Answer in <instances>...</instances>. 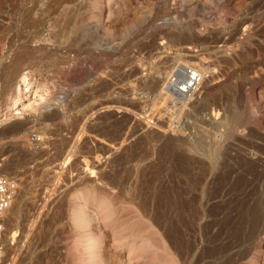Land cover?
Returning a JSON list of instances; mask_svg holds the SVG:
<instances>
[{
	"label": "rangeland",
	"instance_id": "rangeland-1",
	"mask_svg": "<svg viewBox=\"0 0 264 264\" xmlns=\"http://www.w3.org/2000/svg\"><path fill=\"white\" fill-rule=\"evenodd\" d=\"M1 175L0 264H264V0H0Z\"/></svg>",
	"mask_w": 264,
	"mask_h": 264
},
{
	"label": "built area",
	"instance_id": "built-area-1",
	"mask_svg": "<svg viewBox=\"0 0 264 264\" xmlns=\"http://www.w3.org/2000/svg\"><path fill=\"white\" fill-rule=\"evenodd\" d=\"M204 80V76L194 64L179 63L172 72L165 77L164 88L171 96L180 100L192 98L195 91ZM186 96V97H184ZM17 181L9 176H0V237L4 230V214L11 206L16 194Z\"/></svg>",
	"mask_w": 264,
	"mask_h": 264
},
{
	"label": "bare ground",
	"instance_id": "bare-ground-1",
	"mask_svg": "<svg viewBox=\"0 0 264 264\" xmlns=\"http://www.w3.org/2000/svg\"><path fill=\"white\" fill-rule=\"evenodd\" d=\"M195 66H196V65H195ZM196 67H197V66H196ZM197 70L200 71V72L202 73L203 76H204V74L207 73V72H208V73H211L210 71H208V69L206 70L205 68H202V67H201V68H200V67H197ZM213 71H214V70H213ZM209 75H210V74H209ZM207 76H208V75H207ZM208 77H209V76H208ZM20 79L24 82L25 79H26V76H25V75H22ZM27 81H28V80H27ZM25 82H26V81H25ZM202 82H203V81H202ZM202 82L200 83V86H203ZM27 83H28V82H27ZM201 84H202V85H201ZM200 86H199L198 89L195 91V93H198V91H201V90H199V89H200ZM201 88H202V87H201ZM14 89H15V88H14ZM161 90H162V88H161ZM14 91H15V90H14ZM161 92H162V91H161ZM18 93H20V92H19L18 89H17V94L15 93L14 95H16V96L18 97V95H19ZM163 93H164V92H163ZM159 94H160V92H159ZM163 95H164V94H163ZM14 97H15V96H14ZM184 97H186V96H184ZM29 104H30V103H29ZM30 105H31V104H30ZM30 105H29V106H30ZM231 113H232V111H231ZM229 114H230V113H229ZM227 116H228V115H227ZM230 116H231V115H230ZM233 116H234V115H233ZM231 117H232V116H231ZM227 119H228V117H227ZM231 119H232V118H231ZM233 119H234V117H233ZM227 121H228V120H227ZM229 121H230V120H229ZM228 125H229V124H228ZM249 132H250V130H249ZM248 134H249V133H248ZM255 134H256V133H255ZM254 136H255V135H254ZM254 136H253V137H254ZM257 137H258V136H256V138H257ZM203 142H204V141H202L201 139H198L196 142H194V143H195L194 145H195L197 148H199V149L201 150V149H203V148L205 147V144H204ZM245 144H247V142H246ZM251 146H252V145H251ZM253 146H254V145H253ZM249 148H250V147H249ZM246 149H247V148H246ZM256 149H257V147H256ZM160 150H161V149H160ZM162 150H163V149H162ZM203 150H204V149H203ZM241 150H242V149H241ZM205 151H206V149H205ZM249 151H250V150H249ZM161 152H162V151H161ZM245 152H246V150H245ZM158 153H159V152H158ZM158 153H157V154H158ZM253 153H254V152H253ZM163 154H164V153H163ZM182 154H183V153H182ZM160 155H161V154H160ZM247 155H248V154H247ZM250 155H251V154H250ZM166 156H168V155H166ZM166 156H165V157H166ZM170 156H171V155H170ZM239 156H240V155H239ZM117 157H118V156H117ZM160 157H161V156H160ZM248 157H249V156H248ZM112 158H113V157H112ZM119 158H120V156H119ZM239 158H240V157H239ZM239 158H238V159H239ZM245 158H246V157H245ZM122 159H123V158H122ZM122 159H121V160H122ZM160 159H161V158H160ZM170 159H171V158H170ZM177 159H178V158H177ZM187 159H188V158H187ZM238 159H237V160H238ZM258 159H259V158H258ZM258 159H257V160H258ZM119 160H120V159H119ZM117 161H118V160H117ZM186 161H187V160H186ZM242 161H244V160H242ZM251 161H252V160H251ZM111 162H112V161H111ZM152 162H153V161H152ZM184 162H185V161H184ZM190 162H191V161H190ZM192 162H193V161H192ZM256 162H257V161H256ZM149 163H150V161H149ZM155 163H156V160H155ZM159 163H160V162H159ZM174 163H175V162H174ZM156 164H157V163H156ZM156 164H154V165L156 166ZM162 164H163V163H162ZM168 164H169V163H168ZM179 164H180V163H179ZM187 164H188V163H187ZM251 164H252V163H251ZM256 164H257V163H256ZM114 165H115V164H114ZM120 165H121V164H120ZM147 165H148V164H147ZM147 165H144V164H143V166H144V169L142 168L143 173L145 172V166L147 167ZM163 165H164V164H163ZM163 165H162V166H163ZM171 165H173V164H171ZM175 165H176V164H175ZM185 165H186V164H185ZM189 165H190V164H189ZM236 165H237V164H236ZM254 165H255V164H254ZM118 166H119V165H118ZM143 166H141V167H143ZM151 166H153V164H152ZM162 166L160 165L161 168H162ZM169 166H170V165H169ZM176 166H177V165H176ZM178 166H179V165H178ZM183 166H184V165H183ZM245 166H246V164H245ZM247 166H248V165H247ZM247 166H246V167H247ZM255 166H256V165H255ZM139 167H140V166H139ZM139 167H138V168H139ZM171 167H173V166H171ZM153 168H154V167H153ZM166 168H167V167H166ZM174 168H175V167H174ZM180 168H181V167H180ZM187 168H188V167H187ZM242 168H243V167H242ZM249 168H250V167H249ZM158 169H159V168H158ZM164 169H165V168H164ZM177 169H178V168H177ZM181 169H183V167H182ZM84 170H85V169H84ZM139 170H140V169H139ZM139 170H138V171H139ZM147 170H148V169H147ZM170 170H171V168H170ZM184 170H185V169H184ZM246 170H247V169H246ZM256 170H257V169H256ZM116 171H118V170H116ZM138 171H137V172H138ZM160 171H161V170H160ZM164 171H165V170H164ZM172 171H173V170H172ZM241 171H242V170H241ZM244 171H245V170H244ZM93 172H94V171H93ZM101 172H102V171H101ZM137 172H136V174H137ZM140 172H142V171L140 170ZM151 172H152V170H151ZM153 172H154V171H153ZM177 172H178V171H177ZM103 173H105V172H103ZM146 173H148V172H146ZM159 173H160V172H159ZM237 173H238V172H237ZM240 173H241V172H240ZM93 174H94V173H93ZM113 174H114V173H113ZM116 174H117V173H116ZM116 174H114V175H116ZM118 174H119V173H118ZM138 174H139V172H138ZM148 174H149V173H148ZM151 174H152V173H151ZM153 174H154V173H153ZM153 174H152V175H153ZM162 174H163V173H162ZM165 174H166V173H165ZM185 174H186V173H185ZM185 174H184V175H185ZM97 175H98V174H97ZM107 175H108V174H107ZM139 175H140V174H139ZM144 175H145V174H144ZM156 175H157V174H156ZM171 175H172V174H171ZM177 175H178V174H177ZM239 175H242V174H239ZM104 176H106V175H104ZM104 176H103V178H101L102 176H99V177H100L101 179H103V181H104V180L106 179V177H104ZM109 176H110V175H109ZM140 176H141V175H140ZM142 176H143V175H142ZM147 176H148V175H146V178H147ZM154 176H155V175H154ZM180 176H181V175H180ZM97 177H98V176H97ZM113 177H114V176H113ZM116 177L118 178V176H115V179H116ZM138 177H139V176H137V178H138ZM159 177H160V176H159ZM169 177H170V175H169ZM183 177H184V176H183ZM104 178H105V179H104ZM125 178H126V177H125ZM143 178H145V177L143 176ZM149 178H150V180H151V179L154 178V177L151 178V176H150V177H148V179H146V181L149 180ZM156 178H157V177H156ZM161 178H162V177H161ZM172 178H173V177H172ZM175 178H176V177H175ZM188 178H189V177H188ZM107 179H108V178H107ZM107 179H106V180H107ZM111 179H112V177H111ZM111 179H110V180H111ZM118 179H119V178H118ZM162 179H163V178H162ZM164 179H165V178H164ZM242 179H243V178H242ZM110 180H109V181H110ZM113 180H114V179H112V181H113ZM123 180H125V179H123ZM143 180H144V179H143ZM153 180H155V179H153ZM153 180H152V181H153ZM166 180H168V178H167ZM166 180H165V181H166ZM175 180H176V179H175ZM184 180H185V178H184ZM193 180H194V179H193ZM109 181L107 180V183H108ZM112 181H110V182H112ZM115 181H116V180H115ZM117 181L119 182L120 179L117 180ZM146 181H143V183L146 182ZM152 181H150V182H151L150 185H152ZM159 181H160V179H159ZM181 181H182V180H181ZM187 181H188V180H187ZM187 181H186V182H187ZM239 181H240V180H239ZM96 182H97V181H96ZM105 182H106V181H105ZM105 182H104V183H105ZM121 182H122V180H121ZM121 182H119V183H120V185L118 184L119 186H121ZM123 182H124V181H123ZM123 182H122V183H123ZM139 182H142V181L140 180ZM148 182H149V181H148ZM150 182H149V183H150ZM168 182H169V180H168ZM186 182H185V183H186ZM189 182H190V181H189ZM189 182H188V183H189ZM194 182H195V181H194ZM237 182H238V181H237ZM101 183H102V182H101ZM104 183H103V184H104ZM163 183H165V182H163ZM181 183H182V182H181ZM234 183H235V182H234ZM138 184H139V183H138V181H137V185H138ZM171 184H172V183H171ZM104 185H105V184H104ZM106 185H107V184H106ZM113 185H114V184H113ZM135 185H136V184H135ZM150 185H149V186H150ZM158 185H160V184H158ZM179 185H180V183H179ZM179 185H174V186H175V187H177V186L179 187ZM182 185H183V184H182ZM185 185H187V184H185ZM93 186H94V185H93ZM115 186H116V184H115ZM115 186H114V187H115ZM132 186H133V185L131 184V186H129V188H131ZM140 186H141V187H140ZM140 186H138V187H140L141 190H142V188L144 189V187H143L144 184H143V186H142V184H141ZM147 186H148V183H147ZM147 186H146V187H147ZM149 186H148V187H149ZM152 186L155 187L156 185L153 184ZM152 186H151V187H152ZM165 186H166V185H165ZM167 186H168V185H167ZM174 186H172V187L174 188ZM190 186H191V185H190ZM91 187H92V186H91ZM117 187H118V186H117ZM135 187H136V189L138 190L137 186H135ZM135 187H134V188H135ZM146 187H145V188H146ZM148 187H147V189H148ZM151 187H150V188H151ZM161 187H162V185H161ZM170 187H171V186H170ZM172 187H171V188H172ZM181 187H182V186H181ZM187 187H188V185H187ZM89 188H90V187H89ZM94 188H96V187H94ZM104 188H105V187H104ZM108 188H109V187H108ZM140 188H139V189H140ZM150 188H149V190H150ZM156 188L159 189V187H157V186H156ZM156 188H155V189H156ZM102 189H103V188H102ZM123 189H124V188H123ZM136 189H135V190H136ZM147 189H146V190L144 189V190H145V195L148 196V194L146 193V192L148 191ZM158 189H157V190H158ZM161 189L163 190L164 187H162ZM165 189H167V188H165ZM179 189H180V188H179ZM179 189H177V190H179ZM181 189H182V188H181ZM90 190H91V189H90ZM127 190L129 191V189H127ZM144 190H143L142 195L144 194ZM153 190H154V188H153ZM153 190H152V191H153ZM172 190H173V189H172ZM172 190H171V192L173 193ZM174 190H176V189L174 188ZM101 191H102V190H101ZM133 191H134V190L131 191L132 194H133ZM152 191H150V193H151ZM154 191H155V190H154ZM154 191H153V192H154ZM164 191H165V190H164ZM168 191L170 192V190H168ZM168 191L166 190V192H168ZM180 191H181V190H180ZM182 191H183V190H182ZM184 191H185V190H184ZM99 192H100V191H99ZM137 192L139 193V190L136 191V193H137ZM148 192H149V191H148ZM161 192H162V191H161ZM178 192H179V191H177V193H178ZM129 193H130V192H129ZM136 193H134V195H135ZM138 193H137V194H138ZM154 193H155V192H154ZM156 193H157V192H156ZM156 193H155V194H156ZM172 193H171V194H172ZM99 194H100V193H99ZM107 194H108V193H107ZM130 194H131V193H130ZM130 194H129V195H130ZM132 194H131V195H132ZM151 194H152V193H151ZM164 194H166V193H164ZM179 194H180V193H179ZM131 195L129 196V197H131V199H133L134 197H136V195H135L134 197L131 196ZM139 195H140V194H139ZM139 195L137 196V198L139 197ZM145 195H143V196L146 197ZM153 195H154V194H153ZM174 195H175V194H174ZM111 196H112V195H111ZM140 196H141V195H140ZM149 196H150V194H149ZM166 196H168V195H166ZM175 196H179V195L176 194ZM132 197H133V198H132ZM169 197H172V195L170 196V194H169ZM111 198H113V197H111ZM147 198L149 199V197H146L145 199H147ZM154 198H155V197H154ZM174 198H176V197H174ZM179 198H180V196H179ZM179 198H177V199H179ZM138 199L140 200L141 197H139ZM142 199H144V198H142ZM152 199H153V198H152ZM160 199H162V198H160ZM163 199H164V198H163ZM163 199H162V200H163ZM169 199H170V198H169ZM165 200H166V199H165ZM170 200H171V199H170ZM170 200H166V201L169 202ZM179 200H180V199H179ZM182 200H183V199H182ZM145 201H146V200H145ZM153 201H154V200H153ZM155 201H156V200H155ZM155 201H154V202H155ZM158 201H159V200H158ZM160 201H161V200H160ZM160 201H159V202L156 201V202L160 205ZM163 201H164V200H163ZM172 201H173V199H172ZM143 202H144V201H143ZM168 202H167V203H168ZM175 202H176V199H175ZM175 202H173V203L175 204ZM179 202H180V201H179ZM179 202H178V203H179ZM146 203H147V202H146ZM161 203H162V201H161ZM167 203H166V204H167ZM178 203H176V205H177ZM140 204H141V203H140ZM164 204H165V202H164ZM179 204H180V203H179ZM187 204H188V203H187ZM187 204H186V205H187ZM172 205H173V204H172ZM188 205H189V204H188ZM173 206H174V205H173ZM173 206H171V203H170V205L168 204L169 210H170L171 208H172V209H176V208H174ZM178 206H179V205H178ZM178 206H177V207H178ZM144 207H145V206H144ZM180 207H181V205H180ZM180 207H178L179 210H180ZM161 208H162V207H161ZM178 208H177V209H178ZM184 208H185V206H184ZM151 209H152V208H151ZM181 209H182V208H181ZM185 209H186V208H185ZM189 209H190V208H189ZM119 210H120V209H119ZM190 210H191V209H190ZM154 211H155V210H154ZM157 211H158V210H157ZM159 211H160V209H159ZM162 211H163V210H162ZM162 211H161V212H162ZM172 211H173V210H172ZM177 211H178V210H177ZM177 211H176V212H177ZM180 211H181V210H180ZM187 211H188V210H187ZM119 212H120V211H119ZM169 212H170V211H169ZM183 212H184V211H183ZM165 213H167V212H165ZM178 213H179V212H178ZM180 213H181V212H180ZM190 213H191V212H190ZM154 214H155V213H154ZM160 214H161V213H160ZM162 214H164V212H162ZM170 214H172V213L170 212ZM170 214H168V215H170ZM176 214H177V213H176ZM184 214H185V213H184ZM174 215H175V214H174ZM178 215H179V214H178ZM182 215H183V213H182ZM189 215H190V214H189ZM120 216H121V214H120ZM172 216H173V215H172ZM175 216L177 217V215H175ZM175 216H174V217H175ZM183 216H184V215H183ZM164 217H166V218H164L165 220H169V217H171V215H170L169 217H167V215H165ZM77 218H78V217H77ZM158 218H159V217H158ZM158 218L156 217V220H157ZM191 218H192V217H191ZM159 219H160V218H159ZM177 219H178V217H177ZM180 219H181V218H179V220H180ZM187 219H188V218H187ZM77 220H78V221H82V223H83V219H82V217H79ZM161 220H162V219H161ZM179 220H178V221H179ZM184 220H185V219H184ZM189 220H190V219H189ZM87 221H88V220H87ZM163 221H164V220H163ZM178 221H177V222H178ZM85 222H86V221L84 220V224H83V225H87L88 222H87L86 224H85ZM166 222H167V221H166ZM166 222H165V223H166ZM168 222H169V221H168ZM172 223H174V222H172ZM180 223H182V221H181V222H178V223H176V224H180ZM185 223H186V222H185ZM166 224H167V223H166ZM169 224H170V223H169ZM169 224H168V225H169ZM176 224H175V225H176ZM182 224H183V223H182ZM116 227H117V226H116ZM166 227H167V226H166ZM177 227H178V226H177ZM114 228H115V227H114ZM169 228H170V227H169ZM172 228H173V227H172ZM174 228H175V227H174ZM142 229H143V227H142ZM170 229H171V228H170ZM140 231H141V229H140ZM172 231H173V230H172ZM172 231H170V232H172ZM129 233H130V232H129ZM142 233H143V232H142ZM171 234H172V233H171ZM144 235H145V234H144ZM145 236H146V235H145ZM148 237H149V236H148ZM150 237H151V236H150ZM150 242H152V241H150ZM154 242H155V241H154ZM156 242H157V241H156ZM159 242H160V241H159ZM89 243H91V241H90ZM154 244H155V243H154ZM156 246H157V245H156Z\"/></svg>",
	"mask_w": 264,
	"mask_h": 264
}]
</instances>
